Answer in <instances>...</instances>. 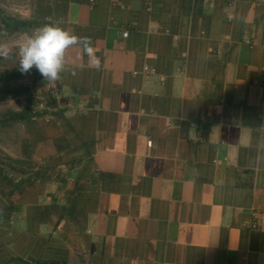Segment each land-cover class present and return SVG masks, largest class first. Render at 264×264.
I'll list each match as a JSON object with an SVG mask.
<instances>
[{"label":"crops","instance_id":"1","mask_svg":"<svg viewBox=\"0 0 264 264\" xmlns=\"http://www.w3.org/2000/svg\"><path fill=\"white\" fill-rule=\"evenodd\" d=\"M34 9L93 54L0 104V264H264V0Z\"/></svg>","mask_w":264,"mask_h":264},{"label":"rangeland","instance_id":"2","mask_svg":"<svg viewBox=\"0 0 264 264\" xmlns=\"http://www.w3.org/2000/svg\"><path fill=\"white\" fill-rule=\"evenodd\" d=\"M34 3L35 0H0V13L3 16L11 18L13 21L32 22L25 28L9 31L0 30V45L9 48V54L6 57H0V104H8L9 100H12L11 103L15 106L16 113L22 112L21 110L26 105H28L29 110L34 109L36 105L35 93H42L36 88L37 85H35L33 78L30 80L29 75L18 70L17 61L19 45L28 34L39 28L35 20ZM9 74L12 76L8 77ZM8 91L15 93L12 92V95L5 94ZM23 101L26 102V105Z\"/></svg>","mask_w":264,"mask_h":264},{"label":"clouds","instance_id":"3","mask_svg":"<svg viewBox=\"0 0 264 264\" xmlns=\"http://www.w3.org/2000/svg\"><path fill=\"white\" fill-rule=\"evenodd\" d=\"M72 45H81L86 54H93L87 37L72 34L55 24H44L19 45L18 70L27 73L34 67L45 79L56 80L65 68L66 52ZM8 54L9 48L0 45V57Z\"/></svg>","mask_w":264,"mask_h":264},{"label":"built area","instance_id":"4","mask_svg":"<svg viewBox=\"0 0 264 264\" xmlns=\"http://www.w3.org/2000/svg\"><path fill=\"white\" fill-rule=\"evenodd\" d=\"M127 35H128V30H124L122 32V36L126 37ZM154 72H155V68L151 67L149 65H145L142 68L143 74H152ZM139 73L140 72H138V71L133 72V74H135V75L139 74ZM45 87H46V91L51 92V93L57 90V86H56L55 81H48L45 84ZM35 97H36L35 98L36 99L35 109H37V111H39V112H44L47 109V98H46L45 92L44 93L36 92ZM67 105L69 107H71L72 104L70 101H67Z\"/></svg>","mask_w":264,"mask_h":264},{"label":"trees","instance_id":"5","mask_svg":"<svg viewBox=\"0 0 264 264\" xmlns=\"http://www.w3.org/2000/svg\"><path fill=\"white\" fill-rule=\"evenodd\" d=\"M29 25V22L25 21H13L11 18L5 17L0 13V29L4 30H17L25 28ZM24 114H17V118H23Z\"/></svg>","mask_w":264,"mask_h":264}]
</instances>
